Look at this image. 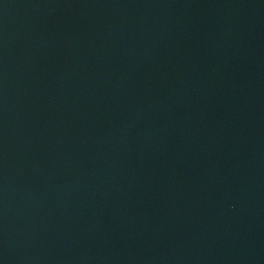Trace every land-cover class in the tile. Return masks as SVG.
<instances>
[{
    "label": "water",
    "instance_id": "95a60500",
    "mask_svg": "<svg viewBox=\"0 0 264 264\" xmlns=\"http://www.w3.org/2000/svg\"><path fill=\"white\" fill-rule=\"evenodd\" d=\"M0 264H264V0H0Z\"/></svg>",
    "mask_w": 264,
    "mask_h": 264
}]
</instances>
